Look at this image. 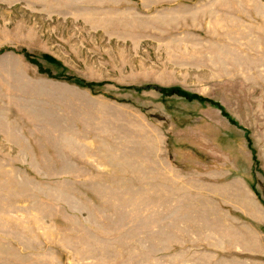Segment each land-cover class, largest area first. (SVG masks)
Wrapping results in <instances>:
<instances>
[{
	"label": "rangeland",
	"instance_id": "obj_1",
	"mask_svg": "<svg viewBox=\"0 0 264 264\" xmlns=\"http://www.w3.org/2000/svg\"><path fill=\"white\" fill-rule=\"evenodd\" d=\"M0 264H264V0H0Z\"/></svg>",
	"mask_w": 264,
	"mask_h": 264
},
{
	"label": "crops",
	"instance_id": "obj_2",
	"mask_svg": "<svg viewBox=\"0 0 264 264\" xmlns=\"http://www.w3.org/2000/svg\"><path fill=\"white\" fill-rule=\"evenodd\" d=\"M262 206H260V208H261ZM69 248V247H68ZM70 249V248H69ZM76 251H78V250H81V249H79V247L78 248H74ZM68 254V259H70V257H69V253H67ZM81 255H83V254H81ZM65 256V255H64ZM71 256V255H70Z\"/></svg>",
	"mask_w": 264,
	"mask_h": 264
},
{
	"label": "trees",
	"instance_id": "obj_3",
	"mask_svg": "<svg viewBox=\"0 0 264 264\" xmlns=\"http://www.w3.org/2000/svg\"><path fill=\"white\" fill-rule=\"evenodd\" d=\"M87 85H92V84L90 83V84H87Z\"/></svg>",
	"mask_w": 264,
	"mask_h": 264
}]
</instances>
